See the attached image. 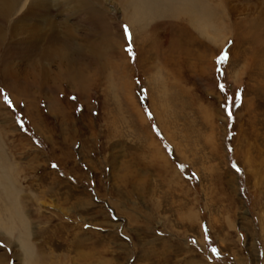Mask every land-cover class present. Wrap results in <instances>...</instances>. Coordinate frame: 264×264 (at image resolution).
I'll return each instance as SVG.
<instances>
[{"label": "rangeland", "instance_id": "374dc122", "mask_svg": "<svg viewBox=\"0 0 264 264\" xmlns=\"http://www.w3.org/2000/svg\"><path fill=\"white\" fill-rule=\"evenodd\" d=\"M88 1L73 61L0 77V264H264V0H188L213 41Z\"/></svg>", "mask_w": 264, "mask_h": 264}, {"label": "bare ground", "instance_id": "6f19581e", "mask_svg": "<svg viewBox=\"0 0 264 264\" xmlns=\"http://www.w3.org/2000/svg\"><path fill=\"white\" fill-rule=\"evenodd\" d=\"M178 4L186 9L182 12L189 18L188 22L197 33L213 41L214 23L192 20L190 16H193V13L188 0H129L128 7L132 10V18L127 20L131 23L142 21L167 11L177 14L175 6ZM77 5L87 10L84 14H79V22H86L90 17L88 0H0V77L9 90L20 87V72L17 67L20 61L32 60L33 57L47 62H52L53 57L73 61L70 53L69 55L67 53L69 51L72 53L75 48L70 44L71 37L66 35L71 32L69 21L78 19L76 17ZM198 13L205 16L209 12L202 7ZM57 14H63V21L58 22L52 19ZM60 31L64 33L63 38L59 37ZM43 47L44 50L41 51ZM21 91L23 93L24 88ZM0 176L7 192L10 195L15 193L8 177L3 173ZM12 203L11 216L17 219L22 227L21 220L23 219L16 207V200H12ZM22 228L26 234L24 227Z\"/></svg>", "mask_w": 264, "mask_h": 264}, {"label": "snow or ice", "instance_id": "6c2138e0", "mask_svg": "<svg viewBox=\"0 0 264 264\" xmlns=\"http://www.w3.org/2000/svg\"><path fill=\"white\" fill-rule=\"evenodd\" d=\"M124 34H125V36H127L129 38V40L131 39L130 34H129L128 29H127L126 26H125V29H124ZM127 51L129 52V54H131L132 53L131 47H129L127 49ZM224 60H227V53H222L220 55V57L218 58V61H224ZM219 87H220V90L222 92L225 90V86L223 84L219 85ZM0 95H3L4 101L7 103L8 107L12 108L13 105H12L11 101L9 100L8 95L4 94L2 90H0ZM236 99H237V101L239 100V95H237ZM149 118H151V114L150 113H149ZM228 118L232 119V113H231L230 110H228ZM53 167H55V165H53ZM215 251L216 250L213 249V252H215Z\"/></svg>", "mask_w": 264, "mask_h": 264}]
</instances>
